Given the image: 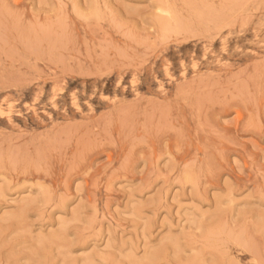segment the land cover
I'll return each instance as SVG.
<instances>
[{
    "label": "rangeland",
    "instance_id": "obj_1",
    "mask_svg": "<svg viewBox=\"0 0 264 264\" xmlns=\"http://www.w3.org/2000/svg\"><path fill=\"white\" fill-rule=\"evenodd\" d=\"M0 264H264V0H0Z\"/></svg>",
    "mask_w": 264,
    "mask_h": 264
},
{
    "label": "bare ground",
    "instance_id": "obj_2",
    "mask_svg": "<svg viewBox=\"0 0 264 264\" xmlns=\"http://www.w3.org/2000/svg\"><path fill=\"white\" fill-rule=\"evenodd\" d=\"M167 13V12H166ZM169 13V12H168Z\"/></svg>",
    "mask_w": 264,
    "mask_h": 264
}]
</instances>
